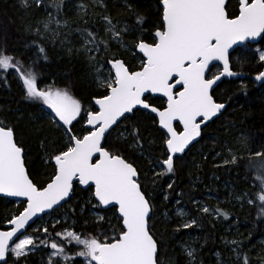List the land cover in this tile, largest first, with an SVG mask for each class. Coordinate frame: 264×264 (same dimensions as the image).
<instances>
[{
  "label": "snow or ice",
  "instance_id": "snow-or-ice-1",
  "mask_svg": "<svg viewBox=\"0 0 264 264\" xmlns=\"http://www.w3.org/2000/svg\"><path fill=\"white\" fill-rule=\"evenodd\" d=\"M92 2L106 8L103 0ZM34 3L39 7L45 0ZM229 3L230 0H158V23L155 31L149 33L150 39L142 34L145 17L140 14L136 15L140 28L117 27L110 16L103 15L105 35L110 39L98 38L97 32L87 28H77L83 45L76 51L83 52L96 73L95 83L102 90L87 107L67 88L54 83L39 86L35 66L41 57L48 58L43 46L37 45L39 55L27 66L0 50V73L5 80L7 74L15 75L22 84L24 98L41 105L42 115L64 138L61 148L45 155V163L52 168L50 178L43 185L37 184L26 171V154L17 141L15 127L0 119V196L20 198L22 209L6 217V227L0 230V264H9L10 259L12 264H26L27 258L38 252L46 256L42 264H164L160 245L149 227L152 204L142 187L139 169L116 145L109 143V137L123 125L119 136L126 141L130 138L132 147L143 155V137L133 117L137 113L150 116L166 147V158L160 161L163 168L156 174L175 172L176 161H182L186 149L226 108L213 92L223 77L239 75L231 68L229 49L264 34V0H237L231 14ZM62 4L63 0H51L46 7L59 13ZM21 5L29 7V0H21ZM80 7L85 10L81 15L86 14L87 6ZM53 22L57 29L50 27ZM41 23L43 31L37 27L35 34L40 39L50 34L53 42L61 34L58 29L68 26L67 21L61 22L51 13ZM133 33L140 34L135 35L133 46L129 47L123 43L124 34ZM111 42L132 52L139 68H130L116 56L101 62L103 57L98 59L96 54L107 55ZM259 60L264 62V52ZM255 80L264 81V71ZM153 99L159 104L154 106ZM77 124L81 125L80 132L75 131ZM238 142L249 152L246 167L254 174L255 199L250 197L247 202L257 208L258 218L264 217V148L252 151L248 137L243 135ZM228 153L231 159L225 158L224 164L235 165L244 158L230 148ZM76 182L94 197L97 203L93 208L113 211L116 223L109 221L110 234L56 230L64 221L53 213L72 198ZM196 211L216 214L225 220L229 215L218 207L214 212L208 206L197 207ZM178 214L186 215L182 209ZM105 219L103 215L97 216V222ZM199 219L193 216L181 227H198ZM29 228L35 235L28 234ZM231 243L237 245L232 252L239 259L240 242ZM184 253L189 258L187 264H194L195 250L184 248ZM243 264H250L247 253L243 255Z\"/></svg>",
  "mask_w": 264,
  "mask_h": 264
},
{
  "label": "trees",
  "instance_id": "trees-1",
  "mask_svg": "<svg viewBox=\"0 0 264 264\" xmlns=\"http://www.w3.org/2000/svg\"><path fill=\"white\" fill-rule=\"evenodd\" d=\"M106 8L93 4L92 0H63L61 11L57 13L54 8L46 7L51 0H45L39 7L34 2L29 7H22L20 0H0V50L14 55L27 66L30 61L39 55L37 45L46 49L47 60L42 57L35 66L40 87L53 84L59 88H67L78 98L85 107L91 103L92 98L99 94L98 89L91 82L92 69L83 52L77 53L82 48L83 41L77 28H87L98 33V38L110 39L105 35V21L103 15L111 17L117 27L124 25L135 26L136 15L145 17L142 33L150 39V32H154L158 23V0H103ZM237 0H230L229 13L234 10ZM86 5V14L81 5ZM52 13L61 22L67 21V27L61 26V33L53 42L50 34L48 38L40 39L35 34L37 27L43 31L42 21H46L47 13ZM87 20V24H85ZM30 26V30H29ZM57 29V26L54 27ZM124 34L123 43L133 46L135 35ZM61 41H64L62 44ZM254 48L264 51V35L257 45H246L237 48L230 55L231 68L239 75L221 81L214 89L215 98L225 103L223 113L204 128L200 140L193 145L184 155L182 161H176L175 172L164 176L150 177L149 164L146 157L154 158L158 162L166 158L163 137L157 131V125L152 123L150 116L137 113L133 120L139 123L140 133L143 137L144 153L141 155L132 145L131 140H124L117 132L112 133L109 143L116 145L138 169L142 187L148 194L152 204L149 227L160 245V258L164 264H187L184 254L174 245L170 237L181 238L183 232L175 230L173 221L167 223L162 220V211L172 213V205L179 201L189 212L190 217H199L198 227L188 229L199 238L195 245L197 262L200 264L232 263L231 247L229 243L236 240L240 242V257L243 264V255L247 253L250 264H257L264 258V246L260 239L264 236V217L257 215V208L248 204V199H255L253 188L254 174L246 167L249 152L238 142L239 137H248V148L258 151L264 148V84L260 87L252 81V77L264 70V64L259 60ZM71 49V51H70ZM247 50V51H246ZM101 62H106L112 56L123 59L132 69L139 68V61L132 52L126 51L119 44L111 42L107 55L96 54ZM216 69H213V73ZM211 75V73H210ZM153 105L159 104L153 99ZM41 105L27 101L19 79L13 74L0 73V119L5 120L16 129L17 141L25 150L26 171L30 178L37 184H45L50 178L52 168L45 161V155H51L64 144V138L54 125L42 115ZM76 132L81 131L77 124ZM210 135L217 136V141H212ZM43 142V143H42ZM204 146L205 156L195 152L197 146ZM224 147L230 148L240 159L235 165L217 164L218 159L211 161L212 151H221L220 159L224 156ZM219 159V160H220ZM219 166H217V165ZM252 181V182H251ZM253 183V184H252ZM173 187L169 188L168 185ZM226 186L225 191L232 193V202H221L227 199V194L221 193V186ZM207 190H213L218 201H206L208 207L214 210L218 207L226 211L228 219L214 214H205L196 211L192 202L201 199ZM90 195L89 190H82L77 184L72 197L65 204V208L74 223L77 233L91 235L101 231L109 232V222H96L89 216L82 205V199ZM165 198V202L163 200ZM94 201L93 197H90ZM21 209L20 203L7 201L0 198V230L6 226L5 218L17 213ZM102 215H111V224H115V216L111 210H102ZM103 238V237H101ZM59 240V238H57ZM232 244V243H231ZM237 247V245H235ZM72 251V246H69ZM219 254V259L217 258ZM78 259V258H77ZM239 262V261H238Z\"/></svg>",
  "mask_w": 264,
  "mask_h": 264
},
{
  "label": "rangeland",
  "instance_id": "rangeland-1",
  "mask_svg": "<svg viewBox=\"0 0 264 264\" xmlns=\"http://www.w3.org/2000/svg\"><path fill=\"white\" fill-rule=\"evenodd\" d=\"M31 2H34V0H29V3H31ZM20 3H21V0H20ZM49 13H47V16H46L47 19L46 20L49 19ZM51 15L53 17H55L52 13H51ZM56 26L57 25H56L55 22H53L50 25V27L52 29H54V27H56ZM42 27H43V25H42ZM253 51L257 53L258 57L260 56L261 52H264V51H262V50H260L258 48H254ZM89 75H91V77H90L91 82H93L94 85L97 87V85L95 83V75H96V73H95L94 69H91L90 70ZM20 84H21V82H20ZM21 86H22V84H21ZM119 132H121V131H118L117 132L118 136H119ZM210 139L212 141H217V136L210 135ZM203 147L204 146H202V145L201 146L198 145L197 148H196V150H195V152L198 153V154L203 153L202 155H205L206 156L209 152L208 151H204L203 152V150H202ZM228 149H229L228 147L227 148L224 147V153L225 154H224L223 157H221V159H220L221 151L217 152L216 150L211 149V151L213 152L212 155H211V157H212L211 158V161H213V159H218L217 162H216L217 164H224L225 158L231 159V157L229 156V153H228ZM217 153H220V155L217 156L216 155ZM146 159H147V162L149 164V171L148 172L150 173V177H158V175L156 173L162 170L163 165L160 164V162H158L154 158L152 159V158L146 157ZM225 189H226V186L222 185L221 186V193H225L226 192ZM226 194H227V199H221L220 201L221 202H224V201L225 202L226 201L227 202H232L233 201L232 200V193L228 191V192H226ZM90 197L91 196L89 195L88 197H85L84 199H82V205L88 211L89 216L93 217L95 219V221L97 222V216L98 215H102V214L99 212L100 208H93V204L94 203H97V202L96 201H91V198ZM72 198L75 201L76 198L75 197H72ZM163 200L165 202V197L163 198ZM194 201H199L200 204L197 205V204L194 203ZM206 201H210L212 203H215L216 201H218V197L213 192V190H207L204 193V195H203V197L201 199H194L193 202H192V205L194 206L195 209H197V207H200V206H208V204L206 203ZM16 203L18 204L19 202H16ZM172 208H173V210H172L173 212L171 214L168 213L167 211H162L161 217H162V220L165 221V222H167V223H170L171 221H173V223L175 225V228L174 229L177 230L179 228V231H182L183 232L181 238L170 237V239L174 241V245L177 246L180 249V251L185 256L186 261H188L189 258L184 253V248H192V249L195 250V253H196V249H195L196 247H195V245L199 243V238H198V236L196 234L190 233L188 231V229H184V228L181 227V225L184 222H186V221H188V220L191 219L188 210L183 205L177 203V201L174 202V204L172 205ZM180 209H182L186 213V215H183V216L179 215L178 214V210H180ZM12 214H14V213H12ZM12 214H10V217L12 216ZM53 215L54 216H59L62 219V221H64L60 225H57V229L56 230H62L64 228L74 229L73 220H72L71 216L69 215V213H68V211L66 210L65 207L61 208L58 212L53 213ZM103 216H105L106 219L104 221H99V223H103L105 221L109 222L112 219V216L109 215V214L108 215H103ZM213 217L214 218H217V219L219 218V217H217L216 214H214ZM49 227L51 228V225H49ZM28 234L35 235V233L32 232V228H29L28 229ZM109 234H110V230H109ZM260 243L264 246V236L260 239ZM229 246L231 247V253H232V255H231V261L233 262V264H242L241 257H239V259H237V255L232 252V249L233 248H236L235 244L229 243ZM46 251L47 250H45V252ZM74 251H75V248L72 246V252H74ZM42 258L44 260H46V256L44 255V253L43 252H38V253H36L34 255L29 256L27 258L26 264H42ZM78 259H80V258H78ZM9 264H12L11 259L9 260ZM21 264H24V261H22ZM194 264H200V263L197 262V259L196 258H195ZM218 264H232V263H221V261H220V262H218ZM257 264H261V262L260 263H257Z\"/></svg>",
  "mask_w": 264,
  "mask_h": 264
},
{
  "label": "water",
  "instance_id": "water-1",
  "mask_svg": "<svg viewBox=\"0 0 264 264\" xmlns=\"http://www.w3.org/2000/svg\"><path fill=\"white\" fill-rule=\"evenodd\" d=\"M263 35L264 34H261L260 36H258V37H256L255 39H249V40H245L244 42H242V43H238V44H236V45H233V47L231 48V49H229V53H230V55L237 49V48H239V47H243V46H246V45H257L259 42H260V40L262 39V37H263ZM214 63H217V62H214ZM263 64H264V62H263ZM264 71V70H263ZM258 75V74H257ZM256 76V75H255ZM255 76H253L251 79H252V81L257 85V87H260V86H262L263 84H264V81H256L255 80ZM231 78H233V77H223L222 79H221V81H223V80H229V79H231ZM221 81H219L218 82V84L221 82ZM216 88V86H214V89ZM224 111V110H223ZM223 111H222V113H223ZM152 115H154V114H152ZM220 116V115H219ZM218 116V117H219ZM215 119H217V118H214L213 119V121L215 120ZM213 121H211V122H209L208 123V125L210 124V123H212ZM157 127H158V125H157ZM199 140H200V137L198 138V140L197 141H193V143L189 146V148L188 149H186V152L193 146V145H195V144H197L198 142H199ZM165 150H166V147H165ZM185 152V153H186ZM76 184L82 189V190H86L85 188H84V186H81V185H79L78 184V182H76ZM0 198H2V199H5V200H8V201H13V202H19V200H20V198H13V197H3V196H0ZM94 198V197H93ZM94 201H95V199H94ZM100 209H102V210H104L103 208H100ZM6 227V226H5Z\"/></svg>",
  "mask_w": 264,
  "mask_h": 264
}]
</instances>
